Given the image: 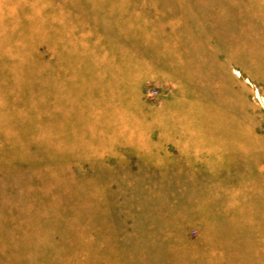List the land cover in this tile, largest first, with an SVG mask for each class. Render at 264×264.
Masks as SVG:
<instances>
[{
  "label": "rangeland",
  "instance_id": "rangeland-1",
  "mask_svg": "<svg viewBox=\"0 0 264 264\" xmlns=\"http://www.w3.org/2000/svg\"><path fill=\"white\" fill-rule=\"evenodd\" d=\"M216 9L0 0V264H264V8Z\"/></svg>",
  "mask_w": 264,
  "mask_h": 264
},
{
  "label": "crops",
  "instance_id": "crops-1",
  "mask_svg": "<svg viewBox=\"0 0 264 264\" xmlns=\"http://www.w3.org/2000/svg\"><path fill=\"white\" fill-rule=\"evenodd\" d=\"M189 1H191V0H189ZM244 2L246 4H248L249 6L254 5V4H259L260 6H262L264 8V0H244ZM239 4H240V0H217V9L216 10H217V13L219 15V18L221 17L220 19L223 20L225 18L224 16H226L227 20L238 19ZM187 7H188V18H187V20L190 21L189 13L191 11V3L187 2ZM174 26L176 27L175 22H174ZM178 33L181 34L182 30H178ZM183 33H185V30H183ZM173 34H177V31L175 28H173ZM168 51H169L168 52L169 57L176 60V54L177 53L183 54L186 51V47H185V44L177 46V47L174 45L173 47L168 49ZM160 58L161 57H158V60L156 62L154 61V63L163 64L160 61ZM137 63H139V62H137ZM115 64H121V62L116 61ZM123 64H125V63H123ZM126 64H128V63H126ZM131 64H133V62H131ZM173 64H175V63H173Z\"/></svg>",
  "mask_w": 264,
  "mask_h": 264
}]
</instances>
